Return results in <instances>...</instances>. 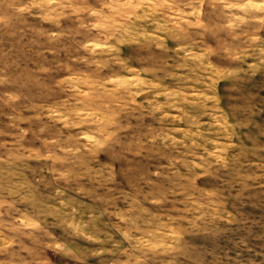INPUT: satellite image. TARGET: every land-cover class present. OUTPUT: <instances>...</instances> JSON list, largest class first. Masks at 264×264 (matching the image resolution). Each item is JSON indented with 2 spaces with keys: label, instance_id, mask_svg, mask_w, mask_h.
Returning <instances> with one entry per match:
<instances>
[{
  "label": "rangeland",
  "instance_id": "374dc122",
  "mask_svg": "<svg viewBox=\"0 0 264 264\" xmlns=\"http://www.w3.org/2000/svg\"><path fill=\"white\" fill-rule=\"evenodd\" d=\"M0 264H264V0H0Z\"/></svg>",
  "mask_w": 264,
  "mask_h": 264
}]
</instances>
